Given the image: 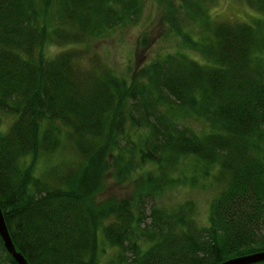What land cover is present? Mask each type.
<instances>
[{
	"label": "trees",
	"instance_id": "1",
	"mask_svg": "<svg viewBox=\"0 0 264 264\" xmlns=\"http://www.w3.org/2000/svg\"><path fill=\"white\" fill-rule=\"evenodd\" d=\"M243 2L246 18L218 20L204 0L168 1L186 50L118 76L89 44L137 20L140 0H0V211L23 260L98 264L105 246L104 264H217L264 250V0ZM108 169L135 187L97 203ZM197 177L216 185L207 225L190 198L158 202ZM2 246L0 264H17Z\"/></svg>",
	"mask_w": 264,
	"mask_h": 264
},
{
	"label": "rangeland",
	"instance_id": "2",
	"mask_svg": "<svg viewBox=\"0 0 264 264\" xmlns=\"http://www.w3.org/2000/svg\"><path fill=\"white\" fill-rule=\"evenodd\" d=\"M168 1L177 9V0H140L142 8L137 20L114 28L106 36L97 38V40H91L89 47L96 51L98 56L105 62L106 67L115 71L118 76L129 75V71L131 72V70L139 68L146 62H150L156 55L160 56L163 52L168 51L169 53L172 50H180L181 48L186 50L181 45L180 38L165 23L166 14L164 9ZM204 2L205 13H208V16L214 19H241L246 18L248 15L243 0H204ZM177 14L173 15V17L176 18L175 24L177 23L178 27L181 28L180 32L190 34L191 37L196 38L197 35L195 33L199 29L198 23L182 14L181 11ZM56 49V45L48 43L42 48V51L50 56L56 52ZM189 55L193 56L194 53L191 52ZM0 116L2 119L0 126L7 127L11 117L6 116L4 113L0 114ZM184 124L193 129V131L199 128L197 121H193L191 118H186L183 122ZM46 160L47 158L41 156L39 159L37 158L35 170L41 168L43 161L45 162ZM192 163L194 165L197 164V162L195 163L190 159L188 166L190 167ZM197 168L198 164L195 169L199 173ZM209 172L211 173L212 169H209ZM187 173L189 174V172ZM197 179L200 181L197 184L195 183L196 185L186 186L185 184H180L177 187L174 186L165 191L163 190L158 202L166 206L167 204L170 205L172 200L190 198L195 202L196 221L200 225H207V198L214 192L216 185H207L211 180L210 177L206 179L197 177ZM102 183L104 184L103 189L95 194L94 201L97 203L111 198H128L136 182L133 177L125 179L123 182L113 181L111 169H108L104 172ZM201 184H204V186ZM110 251L112 249L108 247H99L97 252L98 264L107 262Z\"/></svg>",
	"mask_w": 264,
	"mask_h": 264
},
{
	"label": "water",
	"instance_id": "3",
	"mask_svg": "<svg viewBox=\"0 0 264 264\" xmlns=\"http://www.w3.org/2000/svg\"><path fill=\"white\" fill-rule=\"evenodd\" d=\"M0 211V241L2 242V248L10 255L12 261H15L17 264H28L25 260L22 259L21 254L18 251H15L12 247L11 240L9 239V234L4 227V221L1 219ZM264 260V250L257 251L253 254H247L240 256L232 257L231 259L222 260V262L217 264H253L257 261Z\"/></svg>",
	"mask_w": 264,
	"mask_h": 264
}]
</instances>
